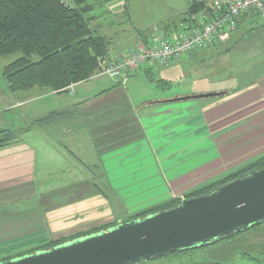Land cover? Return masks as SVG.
Wrapping results in <instances>:
<instances>
[{
  "label": "crops",
  "instance_id": "crops-1",
  "mask_svg": "<svg viewBox=\"0 0 264 264\" xmlns=\"http://www.w3.org/2000/svg\"><path fill=\"white\" fill-rule=\"evenodd\" d=\"M94 1L89 4L86 0L91 8L90 27L108 41L110 60L146 44L154 33L166 37L177 33L189 9L142 27V31L123 30L122 26L112 31L105 24H96L99 17L92 16L93 11L102 5L109 6L110 15L125 16L132 26L130 2ZM193 2L207 5L210 1ZM263 44L264 18L246 16L240 18L239 27L224 47L227 53L240 48L241 53L252 54V49ZM151 70L147 64L130 77L127 84L132 83V95L128 88L123 89L125 85L104 76L72 85L61 94L37 87L30 93H14L19 96L11 102L7 94L0 96V106L7 112L26 107L21 117L26 114L31 122L20 133L31 135L36 143L0 124V132H7L0 134L5 136L2 140L12 139L0 147V209L26 194L33 196L29 201L39 206L27 217L0 221V261L33 254L44 245L70 240L94 228L130 222L135 214L174 200L182 201L193 191L264 157V73L244 88L220 84L182 95L226 92L219 98L153 104L181 95L153 98L145 90L137 91L143 79L135 77L142 71L148 75ZM46 118H50L48 123H40ZM7 134L12 136L8 138ZM62 140L69 143L66 150L72 157L78 151L87 152L81 156L87 164L80 161L83 166L76 168L53 160L49 166L54 168L40 166L39 150ZM58 172L59 180L71 174L65 186L53 190L55 186L38 183L53 181ZM98 181L102 182L95 184ZM84 184V189L91 192L83 195L79 191L82 197L72 199L78 193L72 192L73 187ZM36 187L42 190L39 198L34 196L38 194ZM57 195L68 199L42 207L45 196ZM25 208L26 203L22 212ZM14 209L18 211L16 206Z\"/></svg>",
  "mask_w": 264,
  "mask_h": 264
},
{
  "label": "rangeland",
  "instance_id": "rangeland-1",
  "mask_svg": "<svg viewBox=\"0 0 264 264\" xmlns=\"http://www.w3.org/2000/svg\"><path fill=\"white\" fill-rule=\"evenodd\" d=\"M193 1L194 0H127V2H130L132 8V26L128 21V18L125 16L115 17L110 15L108 13L109 6L106 5L97 7L93 11L92 16L99 17L96 20L97 25L105 24L107 25V28L113 29L112 31H116L122 26L123 30L132 28L133 32L135 29L140 30L142 27L150 26L152 23L156 24L157 21L159 22L171 18L174 15L186 11ZM206 1L211 2V0ZM88 2L89 4H93L95 1L88 0ZM121 18H124V20L122 21ZM251 29H253V26ZM154 34H160L166 38V34ZM260 34L262 33H259V35ZM229 40L224 43H218L215 47L197 50L185 58L173 62L169 70L166 68H159L154 63L150 64L152 67L150 74L147 75L142 71L138 73L137 77H135H141L143 79L141 84L137 85V91L140 90V93L146 91L149 95L151 94L153 98H163L173 97L178 94L182 97V95L188 93L194 94L203 89L215 88L220 84L224 86L226 85L225 87L237 86L244 88L248 86L254 80L260 78L264 73V44L257 49H252V54L241 53L240 48H237L236 50L232 49L231 52L227 53V47L225 48L224 45H227ZM254 43L256 44L255 41ZM20 57H22L21 53L0 57V96L7 94L9 96V102L16 100L19 95L11 93L8 90V84L4 77V69L7 65L16 61ZM94 82H96V79L92 81V83ZM232 84H235V86ZM126 88L129 89L130 94L132 95V83H126L123 89L125 90ZM24 93L28 92H20L19 94ZM1 107L2 106H0V124L2 123L3 125L4 123L3 127L10 128L12 131L19 133V137L25 138L30 143L36 144L31 135L24 136V132L20 133V129H26L31 122L30 116L26 117V114H24V118L21 117V111L24 110L26 112V107H17L18 109H12V111L8 112ZM3 118H5L7 122H4ZM2 138H5V136L0 137V139ZM68 146L69 143L62 140L60 143H52L51 148L40 149V166L47 165L46 169L54 168L53 166H49L53 160L60 161L64 166L70 164L69 166H75L76 168H81L83 166L80 161L87 164L84 160L85 158L81 157L82 155L87 154V152H82L83 154H81L78 151L76 155L72 157L70 152L66 150V147ZM60 174L61 173L59 172L56 173L53 181L41 180L38 181V183L41 186H55L54 188H51L53 190L59 189L60 187L65 186L64 184L69 183L70 180L68 178L71 175H63L64 180H59L58 176H60ZM101 182L102 181H98L95 184H100ZM85 186V184L82 186L75 185L72 192L78 191V193L74 194L72 199L82 197L79 191L83 193V195H88L91 190L90 192L87 191L84 189ZM37 190L38 194H34V196L39 198V191L42 192V190L40 188ZM54 193L51 194V196H54ZM57 194H60V191H57ZM32 199L33 196L26 194L24 197H20L17 200H11L13 204H9L6 207L3 205L1 207L3 212L0 215V221H9L36 211L39 206L34 202L29 201ZM67 199V197L64 198L63 196L61 197L58 195L56 197L45 196L43 200L45 205H42V207H52ZM24 203H26L25 213L22 212V206ZM15 206L18 211H15ZM141 213L133 215L132 218H129L130 221ZM12 246L14 245H9V248ZM142 264H264V224L256 226L245 233L217 245L176 253L163 259Z\"/></svg>",
  "mask_w": 264,
  "mask_h": 264
},
{
  "label": "trees",
  "instance_id": "trees-1",
  "mask_svg": "<svg viewBox=\"0 0 264 264\" xmlns=\"http://www.w3.org/2000/svg\"><path fill=\"white\" fill-rule=\"evenodd\" d=\"M73 2L75 6L70 9L64 7L59 0H0V57L22 54V57L4 69V77L11 93L31 92L39 87L61 94L72 85L90 81L98 72L100 63L110 60L108 41L97 35L90 27L91 18L88 14L91 8L86 5V0H73ZM206 6L205 2H193L182 24L192 16L204 12ZM49 120L50 118H46L40 123L46 124ZM6 133L0 132L2 135ZM11 136L7 134L8 138ZM11 140L7 139L9 142ZM7 141L1 139L0 147L9 143ZM261 169H264V157L224 179L193 191L184 199L209 195L220 187ZM180 203V200H174L147 210L131 221L171 210ZM116 225L118 224L94 228L70 240L60 239L38 248L37 251L50 250ZM9 260L11 259L4 261Z\"/></svg>",
  "mask_w": 264,
  "mask_h": 264
},
{
  "label": "water",
  "instance_id": "water-1",
  "mask_svg": "<svg viewBox=\"0 0 264 264\" xmlns=\"http://www.w3.org/2000/svg\"><path fill=\"white\" fill-rule=\"evenodd\" d=\"M226 92L183 96L161 103L219 98ZM264 224V169L209 195L118 224L0 264H142L220 244Z\"/></svg>",
  "mask_w": 264,
  "mask_h": 264
},
{
  "label": "built area",
  "instance_id": "built-area-1",
  "mask_svg": "<svg viewBox=\"0 0 264 264\" xmlns=\"http://www.w3.org/2000/svg\"><path fill=\"white\" fill-rule=\"evenodd\" d=\"M73 9V0H59ZM243 16L264 18V0H212L199 15L192 16L177 33L168 37L153 34L149 41L141 43L135 50L128 51L117 59L100 63L93 78L110 77L125 85L147 64L167 68L197 50L224 43L238 27Z\"/></svg>",
  "mask_w": 264,
  "mask_h": 264
}]
</instances>
